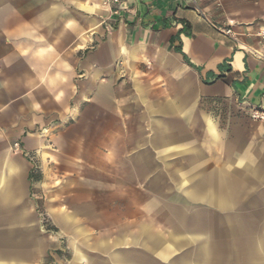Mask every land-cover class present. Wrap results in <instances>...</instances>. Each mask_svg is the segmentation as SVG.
<instances>
[{
	"label": "crops",
	"instance_id": "crops-1",
	"mask_svg": "<svg viewBox=\"0 0 264 264\" xmlns=\"http://www.w3.org/2000/svg\"><path fill=\"white\" fill-rule=\"evenodd\" d=\"M263 27L264 0H0V264H264ZM127 174L169 178L171 232L79 245Z\"/></svg>",
	"mask_w": 264,
	"mask_h": 264
},
{
	"label": "rangeland",
	"instance_id": "rangeland-1",
	"mask_svg": "<svg viewBox=\"0 0 264 264\" xmlns=\"http://www.w3.org/2000/svg\"><path fill=\"white\" fill-rule=\"evenodd\" d=\"M203 108L205 109L206 115L211 120H216L219 125V129L223 133H230V130L236 129L240 131L243 128L231 127L230 120L232 117L238 115L240 112L236 111L231 105L230 100L214 103L213 100L201 101ZM253 123H257L252 115L249 118ZM187 131H190V135L193 139H197V129L194 126L187 127ZM188 136V133H187ZM224 161L223 158L217 159L219 165ZM185 162V161H184ZM214 163V160H212ZM180 164V163H179ZM180 166V165H179ZM143 177V176H142ZM169 179L165 175H159L154 180L145 181L142 179L140 182L138 176L125 175V208H117L112 206L122 200L121 195L118 197L116 192L110 191L109 189H98L95 188L93 191L94 196V207L87 208L91 210L94 215L93 224L81 222V225L87 232V239L78 238L77 243L80 245L82 241H87L88 246L91 248L96 246H105L107 242L113 244L117 241V238L122 234L130 235L133 231L144 225L152 228L154 233L158 234H169L172 230L171 217L164 206H161L155 198L158 190H162L163 193L173 192L170 190L173 184L169 182ZM101 182L107 184V180L102 179ZM140 182V183H139ZM176 194V192H173ZM183 199L181 196L177 197V201L181 202ZM99 243V244H98ZM94 252V253H93ZM88 255V259H93V262H97L101 256L93 251ZM62 260L64 262L71 261L72 255L67 251L62 254ZM87 260H84L81 264H85Z\"/></svg>",
	"mask_w": 264,
	"mask_h": 264
},
{
	"label": "built area",
	"instance_id": "built-area-1",
	"mask_svg": "<svg viewBox=\"0 0 264 264\" xmlns=\"http://www.w3.org/2000/svg\"><path fill=\"white\" fill-rule=\"evenodd\" d=\"M113 2L115 4H118L119 0H113ZM220 31L222 34L232 37L237 43H239L237 38L240 34L236 33L231 27L222 28L220 29ZM241 36H246L249 38L255 37L258 39L260 48L243 47V49L247 51L249 54L253 55L256 59L260 61H264V27L259 29L258 32H256L255 34H246L243 32ZM252 116L255 120H258V121L264 120L263 113L256 112ZM14 149L16 151H20V146L18 144H15Z\"/></svg>",
	"mask_w": 264,
	"mask_h": 264
},
{
	"label": "trees",
	"instance_id": "trees-1",
	"mask_svg": "<svg viewBox=\"0 0 264 264\" xmlns=\"http://www.w3.org/2000/svg\"><path fill=\"white\" fill-rule=\"evenodd\" d=\"M177 51L179 52V53H181V50L180 49H177ZM184 59H185V61H187V59L184 57Z\"/></svg>",
	"mask_w": 264,
	"mask_h": 264
}]
</instances>
